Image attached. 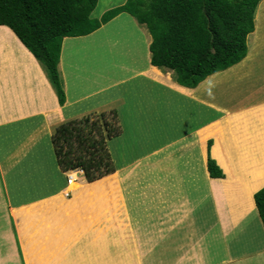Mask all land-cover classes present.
<instances>
[{
    "label": "crops",
    "instance_id": "1",
    "mask_svg": "<svg viewBox=\"0 0 264 264\" xmlns=\"http://www.w3.org/2000/svg\"><path fill=\"white\" fill-rule=\"evenodd\" d=\"M262 9L264 0L254 13L245 58L195 88L179 85L173 71L151 65V36L127 13L89 35L66 37L58 62L62 106L43 66L10 28L0 26V142L6 139L4 132L19 128L15 145L22 152L16 161L42 148L48 153L40 161L44 180L51 182L45 195L17 204L8 201L0 214L14 223L24 264H140L131 230H179L173 244L184 257L193 251L202 264H264V227L254 202V193L264 186V67L257 61L264 55ZM114 22L137 27L133 44L139 46L132 55L138 62L123 63L115 77L111 72L89 74L84 54L77 50ZM189 102L201 119L193 125H186ZM111 111L121 127L114 137L120 140L118 151L133 155L140 146L143 151L118 163L109 139L114 173L88 182L78 179V173L73 179L62 172L52 158L55 128ZM209 141V155L222 178L209 176ZM100 230L121 242L110 245ZM204 252L210 258H203Z\"/></svg>",
    "mask_w": 264,
    "mask_h": 264
},
{
    "label": "trees",
    "instance_id": "2",
    "mask_svg": "<svg viewBox=\"0 0 264 264\" xmlns=\"http://www.w3.org/2000/svg\"><path fill=\"white\" fill-rule=\"evenodd\" d=\"M260 1L125 0L94 18L92 12L98 0H0V26L10 28L43 66L62 106L65 94L58 62L64 38L89 35L120 13H127L151 36V65L173 71L179 85L195 88L208 76L245 58L247 37L254 31V13ZM108 113L111 119H105L107 134L98 139L90 138L93 128H99L89 122V116L55 128L51 143L62 172L81 169L88 182L114 173L106 142L118 136L121 127L116 113ZM81 125L90 126L89 135H83ZM210 146L211 141L209 176L222 178L221 169L209 155ZM215 154L221 156L218 149ZM254 202L264 227V186L254 193Z\"/></svg>",
    "mask_w": 264,
    "mask_h": 264
},
{
    "label": "rangeland",
    "instance_id": "3",
    "mask_svg": "<svg viewBox=\"0 0 264 264\" xmlns=\"http://www.w3.org/2000/svg\"><path fill=\"white\" fill-rule=\"evenodd\" d=\"M122 1L123 0H98L96 7L92 12V17L99 18L103 12L118 6L120 3H122ZM114 24L115 22L103 27L101 31L95 34V37H93V39L91 38L85 39L82 43V45L85 46L77 50L79 53L84 54L83 56L85 57L84 67L87 68L89 74H94L98 72V74L102 75L111 72L113 73L112 77H115L121 71L119 69L121 68L123 63L124 64L127 63L133 66L135 63L138 62V59L134 58L132 55L136 52V49H138L137 46H139L138 44L135 45L133 44L134 39H135V43H137L138 41V38H136L135 36V33H137L136 32L137 27L131 26L128 28V30L127 29L123 30L125 32V34H123L124 32L122 31H119V33L115 32ZM260 24L258 22V28L260 27ZM247 41H248V37H247ZM77 58H81V56H77ZM251 59H253L252 56L249 60L250 62L249 66L254 68L256 67V64L251 62ZM257 61L259 62V66L264 67V55H261L260 53V55L257 56ZM224 103L225 100L219 101V104L223 105ZM186 109H187L186 116L191 119L190 121H188V123L186 122V125H193L195 121L199 122L201 120L198 116H196L197 114L195 113V107L193 103L190 104L189 102L188 107ZM105 114L106 117H104V115L101 116V113L87 115L90 118L89 122L90 123L94 122L96 126H98L99 128L97 130L93 128V132H91L90 138L95 137L98 139L99 135L106 136L108 127L106 126L107 124L105 123V119L108 120L111 119V114L109 113H105ZM82 127H83V132H82L83 135L84 136L89 135L88 132L90 130V126L87 125ZM19 130H20L19 128L16 129L10 128L7 132H4L3 134V138L6 139L0 142V214L1 215L4 213V210L6 211L5 206L7 207L10 204L8 203V201L11 202L12 204L21 203L26 200L41 197L45 195L50 189L49 183L51 182L48 181L49 182L48 183L47 181L44 180L45 178L44 176L47 174H46V170H43V163L42 162L40 163L41 158L45 157L46 159V157H48L46 156L48 155V153L46 154V151L42 150V148L40 147H37L36 149L31 151V153L26 158H24L23 161L21 162L16 161L18 160V157L22 152L21 147L15 145L17 142V138L14 136V134L18 133ZM111 139L112 140L110 147L113 154L115 152L118 153V160H117L118 163H121L123 161L125 162V160L128 159V157L129 158L137 157V155H139L138 153H141V151H143V148L140 146V149L135 150L134 151L135 154L133 155L129 153H123L122 150L119 152L117 148V144L120 143V140L115 138L114 139L111 138ZM106 143H108V141ZM51 145L53 147L52 143ZM36 151L39 152L36 153ZM52 158L56 159L55 156L54 157L52 156ZM111 161L113 164L112 158ZM48 163H50L49 160ZM22 168H24V171H22ZM47 168L50 171H52L51 169H54L51 166ZM71 171H75L78 173V179L86 181L84 172L81 169H75ZM71 171H68L67 174ZM112 180H109L111 182L110 183L111 187L114 184L113 182L114 180L113 181ZM7 198H9V200H7ZM123 216H124V222L129 224L127 220V214ZM121 231L123 233V230H118L119 233H121ZM126 232L129 234V230H126ZM177 232H179V230H131L132 240L134 239L137 248L136 251H137V256L139 258V263L140 264H202L201 261H199L197 254L195 256L193 251L192 252L188 251L190 253L189 257H184L185 256L184 252L178 250L177 244H173L172 241L177 235ZM107 234H108V230H100V236L107 237ZM10 236L12 237L11 240H10ZM48 236L49 234L46 235L45 238H47ZM62 238H60L58 242L59 244L64 242ZM107 238L110 245L115 244L116 239H119V241L121 242L120 239L121 237L119 236H112ZM123 239H125V237ZM67 241H69V239ZM85 243H87V241H85ZM99 243H102L107 251L110 249V245L107 244V242L99 240ZM72 245H73V241L71 246ZM168 247L174 248L178 251L173 252L170 249H166ZM86 253L87 252L84 251V254ZM207 253L204 252L202 257L210 258V255ZM23 261H24L23 255L18 242L17 231L15 230L14 223H12L11 218L7 219V217H3V218L1 217L0 218V264H24ZM134 264H138V262Z\"/></svg>",
    "mask_w": 264,
    "mask_h": 264
},
{
    "label": "bare ground",
    "instance_id": "4",
    "mask_svg": "<svg viewBox=\"0 0 264 264\" xmlns=\"http://www.w3.org/2000/svg\"><path fill=\"white\" fill-rule=\"evenodd\" d=\"M260 9V8H259ZM262 10H264V9H262ZM264 12V11H263ZM260 13V12H259ZM258 13V14H259ZM259 16V15H258ZM261 17V16H260ZM259 17V18H260ZM113 26V25H112ZM132 25H131V23H129V24H126V23H118V24H115L114 25V30L115 31H117L118 33H119V31H122V30H128V28L129 27H131ZM128 32V31H127ZM125 33V32H124ZM123 33V34H124ZM128 36H129V34H128ZM252 53V52H251ZM251 55V54H250ZM216 84V83H215ZM199 90V89H198ZM200 90H202V89H200ZM201 95V94H200ZM199 95H197V97H198ZM198 99H199V97H198ZM77 172H75V171H71V172H69L68 174L69 175H71L72 176V178L73 179H75V174H76Z\"/></svg>",
    "mask_w": 264,
    "mask_h": 264
}]
</instances>
